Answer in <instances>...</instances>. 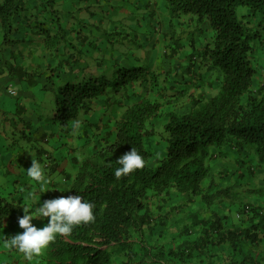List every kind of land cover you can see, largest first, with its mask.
<instances>
[{
  "label": "trees",
  "instance_id": "1",
  "mask_svg": "<svg viewBox=\"0 0 264 264\" xmlns=\"http://www.w3.org/2000/svg\"><path fill=\"white\" fill-rule=\"evenodd\" d=\"M55 2L0 0V73L8 69L11 80L23 79L24 65H15L22 52L16 48L25 34L37 33L49 56L45 89L52 97L50 123L70 132L80 116L91 120L94 108H101L93 124L100 135L90 137L91 146L81 159L73 154L76 171L61 178L66 183L61 189L64 197L81 195L92 202L96 220L75 227L68 236H58L39 257L40 264H113L115 255L125 256L122 264H264V250L258 249L264 241V200L238 204L236 217L221 211V204L226 207L223 198L231 197L229 188L210 189L208 180L217 157L236 154L240 165L238 156L251 150L257 163L264 164V0H165L171 18L188 15V21L206 22L212 32L211 42L199 52L197 67L217 72L216 83H210L216 92L191 99L187 108H175L174 101L186 94V85L196 83L194 61L176 69L184 72L181 79L171 66L162 67L158 57L142 62L133 49L145 45L128 24L125 31H102L110 47L109 69L74 73L77 53L83 60L87 50L85 41L79 49L72 38L79 34L77 40H85L80 31L86 23L79 20L73 29L65 27ZM41 5V12H33ZM239 6L247 9L238 17ZM33 17L38 22L34 25ZM169 35L174 34L164 32L163 40L174 38ZM169 47L167 56H175L184 45L173 39ZM190 56L195 58L193 53ZM98 58L104 61L103 56ZM155 122H162L167 142L161 155L145 143ZM2 131L8 140L6 133L12 130ZM31 135H25L29 143ZM74 137L81 139V132ZM9 142L14 139L9 137ZM52 143L59 154L44 164L50 172L66 156L61 142ZM133 147L144 156L145 167L116 177L118 159ZM253 194L264 197L263 190ZM171 199L177 203L163 214ZM17 202L25 204L21 198L0 195V231L7 221L9 232L23 216L15 214ZM193 204L198 207L195 211ZM184 207L189 208L185 223L166 241L167 218ZM201 207L210 214L204 215ZM7 251L10 257L23 258L14 248Z\"/></svg>",
  "mask_w": 264,
  "mask_h": 264
},
{
  "label": "rangeland",
  "instance_id": "2",
  "mask_svg": "<svg viewBox=\"0 0 264 264\" xmlns=\"http://www.w3.org/2000/svg\"><path fill=\"white\" fill-rule=\"evenodd\" d=\"M156 4L152 3V6L155 7V14L156 16L154 19L152 17L145 18L146 20L142 23V30L137 31V39L139 42L145 45L144 48H134L133 51L135 52V57H139L142 62L148 61L149 59L152 60L153 56L158 57L160 62V65L162 67L167 68L168 66H171L172 70L178 69L181 65L182 67H185L187 64H189L191 61H194L196 64L193 68L195 70L194 74L195 77L194 80L196 81L195 84H188L186 85L187 91L186 94L181 97L180 99H176L174 101V107L175 108H187L190 104V100L195 98H201V96H204V98H208L210 95L214 94L216 92V88H211L213 84L210 83H216V75L217 72L210 71L207 72L205 68H198L197 63L200 61V54L199 52L202 50V48L206 45V42H211L210 35L212 34L211 30L208 28L207 23H203L201 25H197L195 23V19H193L191 22L188 21V15L181 16L179 18H171L169 13L167 12V7L165 4V0H155ZM151 6V8H152ZM247 7L246 6H239L236 8V15L239 17L241 13H245ZM125 24V23H124ZM118 26L124 27L125 25L118 24ZM172 33L174 35V38H165L163 40V33ZM102 34V32H101ZM180 42L184 45L181 50H179L177 56H167L170 53L171 48L169 47L172 43V40ZM104 47V46H102ZM105 48V47H104ZM191 53L194 54L195 58L191 60ZM149 54H152V57L150 58ZM2 59V57H1ZM167 61L169 64H167ZM180 61V62H177ZM177 71V70H176ZM178 73L175 74V77L178 79L182 78V75L184 72L177 71ZM164 73V72H163ZM177 79V80H178ZM214 83V84H215ZM6 84V80L4 78L0 77V96L4 86ZM210 84V85H209ZM21 84H15V88L17 90H20ZM38 88V87H37ZM31 94L35 101V106L38 108V110L42 111L43 109L48 108V103L50 102L49 97L50 94L47 95L44 94V92L40 89L34 88L31 90ZM2 98V97H0ZM18 97L4 94L3 100L4 104L8 103L9 107L6 108L10 112L11 115L15 113L14 110V103L16 102ZM25 105L27 103L31 105L32 102H25L23 101ZM7 105V104H5ZM5 109V110H6ZM100 106L97 105L94 110L93 114L90 115V119H87V117L80 116L81 121L79 120V127L77 132L74 134L73 129L68 132L67 128H63L62 130L60 126L51 127L50 123L47 120H42L41 125L46 128V124H48V134L51 132L54 134V138L51 139L53 142L58 141V143L61 142L62 148L61 152H64L69 162L65 166L66 171H71V173H74L77 168V163L69 160V155L71 149H74L73 154L77 156V158L81 159L82 155L84 153H87L89 150V147L91 146L90 137L99 134L101 131L98 130V132L93 128V124L96 121L97 116L100 112ZM104 118L102 117V120ZM91 123L92 125H89L88 123ZM75 124V123H74ZM73 124V125H74ZM97 124H101V121H99ZM72 127V126H70ZM153 128V134L148 138L147 142L145 140V143L150 146V149L152 152H156V154L161 155V152H163L167 146V142L165 139V133L163 131L162 122H155L151 126ZM81 129V130H79ZM46 131V129H45ZM86 131H89V136L86 135ZM78 132H81V139H77L74 137L77 135ZM114 136V131H112ZM4 132L0 131V177L1 183H0V195L4 196L5 198L10 199H17L19 197H22L23 200H21L23 205L29 206L28 208H34L33 204H30V196L25 191L24 187L26 183L33 184V179H28V175L24 174L27 173V169L31 167V163L33 160L30 157L29 152V145H34V148H41L40 145H38L35 142V136H32L29 138V143L25 137L19 132H15L16 139L14 140V143L9 142V139L3 137ZM59 135H63L62 137H59ZM100 135V134H99ZM88 141V143H87ZM78 145H81V147L78 148ZM224 147H227V145H224ZM250 150V149H249ZM248 150V151H249ZM251 151V150H250ZM249 154L244 156H238L242 160V162L239 165V162L236 158V154H231V156H227L222 158V160L219 161L220 165L223 166V169H220L217 173L216 183H218L219 186L222 187H228L229 193L231 197L229 198H223L222 203L226 204V207L221 204L223 207L221 211L230 213L231 215H235L237 217V209L239 207L238 204H241L243 202H250L252 201H263L264 197H257L255 193H258L260 191H264V164L260 165L257 163V160L255 156L253 155L252 151ZM68 152V153H67ZM58 151H53L52 155L53 157H58ZM21 159V161H20ZM246 161V162H245ZM26 162H29L27 165ZM214 164L213 168L217 166L216 162H211V164ZM13 168L17 169L18 172L11 169ZM251 167V173L248 170ZM220 173V174H219ZM14 174V176H13ZM61 173H59V176L57 179H55L54 182H50V185H46L44 187L45 191H43V194L46 195L45 199L41 200V198H38L39 206L47 199H53L58 198L56 194L53 191H59L63 189V186H66V183L61 180ZM35 181V180H34ZM212 183L214 181L212 180ZM23 184V185H22ZM34 186L37 184H33ZM32 186V185H30ZM209 188V187H208ZM251 191L252 193H250ZM53 192V193H52ZM178 199V198H177ZM198 201V200H197ZM217 202H219L217 200ZM176 202V199L172 200L167 203L163 207V210L161 211L163 214L166 213L167 210H169V207L173 206ZM197 203V202H196ZM195 203V204H196ZM18 206H15V214L21 215L22 212H24L23 205H20L19 202L16 203ZM195 204L191 205V210L195 211L198 207H192ZM216 206V205H215ZM189 208H183L180 211H177V213L172 214L167 218V230L164 231V235L167 237L165 240L169 241L171 236L173 234H177L180 230V227L185 223L186 219V212ZM199 210L203 211V214L209 215V210H207L205 207L199 208ZM230 210V211H229ZM35 211V210H34ZM188 214V213H187ZM7 223V221H6ZM6 223L5 227L0 231V264H40L39 258L34 259L32 261L27 260L24 255H22L23 258H17V257H10L9 253L7 251V247L5 244L7 243L4 237L7 238V241L9 238L13 237L14 235L10 232H7L6 229ZM46 224V222H42L41 226L43 227ZM17 226L20 230H23L19 223H17ZM39 225V228H42ZM7 232L5 235L4 233ZM16 235V234H15ZM164 239V238H163ZM263 245L259 244L258 249L261 251L264 250V241L262 242ZM114 263L113 264H122L121 261H125V256L123 255H115L113 257Z\"/></svg>",
  "mask_w": 264,
  "mask_h": 264
},
{
  "label": "crops",
  "instance_id": "3",
  "mask_svg": "<svg viewBox=\"0 0 264 264\" xmlns=\"http://www.w3.org/2000/svg\"><path fill=\"white\" fill-rule=\"evenodd\" d=\"M38 3V1L36 2ZM153 4H156L155 0H56L55 6L59 9L60 16L63 20V23L65 24V27H71L73 29V25L76 23H79V20L83 21L85 26L82 27V30L80 31V36H85V40H77V37H79V34L77 37L72 38L74 41L77 42V47L80 49V44L85 41L84 47L87 50L86 57H83V60L80 59V54L77 53V60L75 62L76 67L73 70L74 73H80V71H97L100 70L102 67L109 69L110 67V55L108 56V53L110 51V47L106 42L103 40L101 36V32L103 30L105 31H113L115 30H126L127 27H119L118 24L126 25L128 24L130 27H134L135 31L142 30L143 26L142 23L146 20L147 17H152L153 19L156 17L155 14V7L152 6ZM84 6V7H83ZM152 6V8H151ZM83 7V8H80ZM80 8V9H79ZM43 9L42 5L39 8H35V11L33 12H41ZM36 20L31 21V24L34 25ZM78 21V22H77ZM40 23L43 21L40 19ZM125 23V24H124ZM48 24V21L46 22ZM87 25V26H86ZM79 26V25H78ZM123 31V32H124ZM73 36L75 34L73 33ZM89 39V40H88ZM77 40V41H76ZM107 41V40H106ZM41 38L37 33L33 34H25L24 41L19 44V46L16 48L17 50H20L22 54L18 52L20 55L15 62L16 68H18L19 65H24L25 69V75H23V79L15 78L11 80L6 76L8 73V69H6L4 72L0 73V77L4 78L6 80V84L3 88L1 93L2 98H0V118L3 120L0 123V130L7 129L12 130L10 133H6L9 137L16 139L15 132H19L25 137L26 133L31 137L35 136V142L40 145L41 148H34V145H29V152L30 157L33 160L36 159L43 167L45 163H52V159H57L58 157H53L52 152L56 151L57 148L52 143L51 139L49 138V134L51 135V132L48 134V124H46V128L41 125L42 120H48L49 116L51 115V109H52V101L51 96L49 97L50 102L48 103V108L43 109L42 111L38 110V108L35 106L34 98L31 94V90L34 88L40 89L44 92V94L47 93L49 95L51 92L46 90L49 86L48 80L46 79V68H47V62L49 59L47 51L44 50L42 45L40 44ZM104 46V47H102ZM8 50L6 53H8ZM34 52V54H33ZM151 55V54H149ZM178 55V54H177ZM175 55V56H177ZM99 56H103L104 61L99 60ZM67 57V56H65ZM107 58V59H106ZM109 61V62H108ZM86 62L88 64L86 65ZM180 62V61H177ZM74 68V66H73ZM69 69V68H68ZM72 69V66H71ZM83 69V70H82ZM111 69V68H110ZM19 72V70H18ZM27 76L29 78H27ZM64 79L71 78L70 75H62ZM61 79V78H60ZM15 84H21L20 90H17L15 88ZM38 87V88H37ZM211 88H214V86H211ZM1 89V88H0ZM215 93V92H214ZM4 94L12 95L18 97L16 102L14 103L13 107L15 110V113L13 115L10 114L9 111L5 112L4 110L9 107L8 103L4 104L3 96ZM25 101L32 102L31 105L27 103V105L24 104ZM5 106H7L5 108ZM2 115V117H1ZM9 122H8V121ZM50 123V121H49ZM1 126L3 128H1ZM32 126H36V132L32 133L30 130ZM15 127V128H14ZM54 127L50 123V128ZM46 129V131H45ZM69 160L73 163V151H70L68 153ZM47 157L49 159L47 160ZM65 157H61L58 159V167L57 170L54 172L48 171L45 167V172L47 177L49 178V183L47 185H50V182H54L55 179L59 176V173L61 175L63 174H71V171H66L65 166L68 164V160L65 159ZM222 160V158L217 157L213 160V162H216L217 166L211 171V174L209 175V182L211 183L210 189H216L218 183H216L217 173L220 169H223V166L220 165L219 161ZM21 161V159H20ZM28 165L29 162H26ZM32 164V163H31ZM214 164L212 163V167ZM12 170L18 172L17 169L10 166ZM27 174V173H24ZM220 174V173H219ZM14 176V174H13ZM0 177V183H1ZM30 177H28L29 179ZM32 179V178H30ZM212 180L214 183H212ZM33 184H37L36 181L32 180ZM32 184V185H33ZM23 185V184H22ZM30 184L26 183L24 189L25 191L28 190L31 193H35V200L30 199V204H33L34 208H28L29 211L34 212L36 209V206L39 207L40 200L38 198H41V200L45 199L46 195L43 194V191L45 189H40L39 186H32L29 188ZM57 197H64V193L60 190L59 191H53ZM52 192V193H53ZM30 196V195H29ZM22 197H19L17 200H19ZM25 214L24 212L22 213ZM49 218H40L36 217L33 219V224L36 225L39 228V225L41 226L42 222L48 223ZM10 229V233L15 235L17 233H21L24 231L20 230L17 226V223L12 224ZM42 227V226H41Z\"/></svg>",
  "mask_w": 264,
  "mask_h": 264
},
{
  "label": "clouds",
  "instance_id": "4",
  "mask_svg": "<svg viewBox=\"0 0 264 264\" xmlns=\"http://www.w3.org/2000/svg\"><path fill=\"white\" fill-rule=\"evenodd\" d=\"M78 128L79 122H75L74 134ZM117 162L121 165L115 170L118 178L143 169L146 165L144 156L135 147ZM27 175L37 182L40 189L49 183L44 167L34 158L31 167L27 169ZM30 199L35 200V193L30 194ZM23 207L25 214L19 218L18 223L24 231L9 238L5 246L16 249L29 261L38 260L58 236H68L75 227L94 223L96 220L95 205L81 195L47 199L39 207L36 206L34 212L28 210L29 206ZM36 217L49 218L48 223L38 228L33 224Z\"/></svg>",
  "mask_w": 264,
  "mask_h": 264
}]
</instances>
